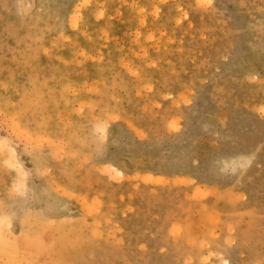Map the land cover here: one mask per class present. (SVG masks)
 Returning <instances> with one entry per match:
<instances>
[{
    "label": "rangeland",
    "instance_id": "rangeland-1",
    "mask_svg": "<svg viewBox=\"0 0 264 264\" xmlns=\"http://www.w3.org/2000/svg\"><path fill=\"white\" fill-rule=\"evenodd\" d=\"M0 264H264V0H0Z\"/></svg>",
    "mask_w": 264,
    "mask_h": 264
},
{
    "label": "bare ground",
    "instance_id": "bare-ground-1",
    "mask_svg": "<svg viewBox=\"0 0 264 264\" xmlns=\"http://www.w3.org/2000/svg\"><path fill=\"white\" fill-rule=\"evenodd\" d=\"M227 150H228V149H227ZM229 151H230V150H229ZM235 151H238V150H235ZM230 152H231V151H230ZM230 152H229V153H230ZM233 152H234V151H232L231 153L233 154ZM225 153H226V152H225ZM225 153H224V154H225ZM234 153H235V154H239V151H238V152H234ZM235 154H234V155H235ZM226 155H228V154L226 153ZM172 262H174V261H172Z\"/></svg>",
    "mask_w": 264,
    "mask_h": 264
},
{
    "label": "snow or ice",
    "instance_id": "snow-or-ice-1",
    "mask_svg": "<svg viewBox=\"0 0 264 264\" xmlns=\"http://www.w3.org/2000/svg\"><path fill=\"white\" fill-rule=\"evenodd\" d=\"M203 2L206 3V4H210L211 0H203Z\"/></svg>",
    "mask_w": 264,
    "mask_h": 264
}]
</instances>
